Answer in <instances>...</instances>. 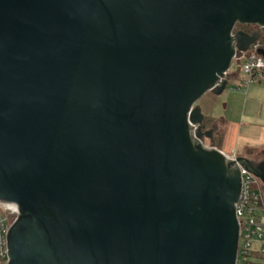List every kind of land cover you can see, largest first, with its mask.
<instances>
[{
    "label": "water",
    "instance_id": "water-1",
    "mask_svg": "<svg viewBox=\"0 0 264 264\" xmlns=\"http://www.w3.org/2000/svg\"><path fill=\"white\" fill-rule=\"evenodd\" d=\"M238 25L264 0H0L7 264L237 263L240 167L264 162L196 106L260 40Z\"/></svg>",
    "mask_w": 264,
    "mask_h": 264
},
{
    "label": "built area",
    "instance_id": "built-area-1",
    "mask_svg": "<svg viewBox=\"0 0 264 264\" xmlns=\"http://www.w3.org/2000/svg\"><path fill=\"white\" fill-rule=\"evenodd\" d=\"M264 47L257 42L248 52L236 53L230 71L227 74L232 91L247 90L251 84L264 81V56L260 54ZM242 80L231 84L230 72ZM236 160L235 154L227 156ZM242 190L236 205V216L240 226L238 257L236 264L264 263V193L263 183L253 174L240 167ZM257 187V190L253 187ZM15 205L0 204V264L8 262V233L17 217Z\"/></svg>",
    "mask_w": 264,
    "mask_h": 264
},
{
    "label": "crops",
    "instance_id": "crops-1",
    "mask_svg": "<svg viewBox=\"0 0 264 264\" xmlns=\"http://www.w3.org/2000/svg\"><path fill=\"white\" fill-rule=\"evenodd\" d=\"M242 78L231 75V84ZM231 86L219 97L213 93L205 95L199 108L212 122L216 149L228 156L254 160L260 154L257 152L264 150V81L241 91H232Z\"/></svg>",
    "mask_w": 264,
    "mask_h": 264
},
{
    "label": "trees",
    "instance_id": "trees-1",
    "mask_svg": "<svg viewBox=\"0 0 264 264\" xmlns=\"http://www.w3.org/2000/svg\"><path fill=\"white\" fill-rule=\"evenodd\" d=\"M238 31H243V32H246L248 34H252L254 32H257L259 31L260 32V40L258 41L259 44L261 46L264 47V29L260 30L258 27H251V26H240L238 25L235 29V32H238ZM212 126V122L209 120V119H206L205 118V121H204V130H210V127ZM253 264H264V263H253Z\"/></svg>",
    "mask_w": 264,
    "mask_h": 264
},
{
    "label": "rangeland",
    "instance_id": "rangeland-1",
    "mask_svg": "<svg viewBox=\"0 0 264 264\" xmlns=\"http://www.w3.org/2000/svg\"><path fill=\"white\" fill-rule=\"evenodd\" d=\"M230 74H235V69H232V71L230 72ZM233 85H234V82H233ZM206 99V98H205ZM202 103H203V100H201V101H199V103L197 104V106L196 107H199V106H201L202 105ZM204 145L206 146V147H211L212 145L210 144V141L209 140H205V142H204ZM218 145V144H217ZM217 147V146H216ZM218 147H220V144L218 145ZM262 151H259V152H257V153H261ZM254 155V154H253ZM252 155V156H253ZM226 156H228V155H226ZM259 157V155L255 158V159H257ZM254 158V157H253ZM253 158H250L251 160H253ZM249 159V158H248ZM253 189H255V190H257V187L255 186V187H253Z\"/></svg>",
    "mask_w": 264,
    "mask_h": 264
},
{
    "label": "flooded vegetation",
    "instance_id": "flooded-vegetation-1",
    "mask_svg": "<svg viewBox=\"0 0 264 264\" xmlns=\"http://www.w3.org/2000/svg\"><path fill=\"white\" fill-rule=\"evenodd\" d=\"M210 130H213V132H214L213 126L210 127ZM214 144H215V142H214ZM254 161H256L257 163L264 162V150L259 154V157L257 159H254ZM263 193H264V184H263Z\"/></svg>",
    "mask_w": 264,
    "mask_h": 264
}]
</instances>
